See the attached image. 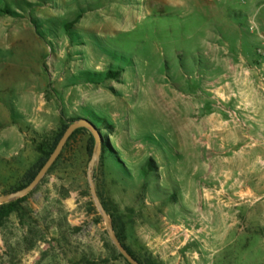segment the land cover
Instances as JSON below:
<instances>
[{"label":"rangeland","instance_id":"obj_1","mask_svg":"<svg viewBox=\"0 0 264 264\" xmlns=\"http://www.w3.org/2000/svg\"><path fill=\"white\" fill-rule=\"evenodd\" d=\"M0 8V197L85 117L105 158L96 189L136 257L264 264V0ZM81 128L32 191L3 203L0 264H129L93 198L97 142Z\"/></svg>","mask_w":264,"mask_h":264},{"label":"water","instance_id":"obj_2","mask_svg":"<svg viewBox=\"0 0 264 264\" xmlns=\"http://www.w3.org/2000/svg\"><path fill=\"white\" fill-rule=\"evenodd\" d=\"M91 127L94 133L95 140L97 142L96 150L90 160L89 163V169H88V179L91 186V192L93 195V198L95 200L96 205L98 206L100 212L102 213L105 223L107 225V228L110 232V236L119 249V251L123 254V256L131 263V264H142L139 260H137L124 246L120 238L118 237L114 225L112 223L111 217L106 210L104 204L101 201V198L98 194V191L96 189V183L93 176V171L95 168V165L100 161L101 158V151H102V145H101V135L98 130V128L95 126V124L89 120L88 118H82L79 119L71 124L68 125L66 130L64 131L63 135L61 136L57 146L49 156V158L46 160V162L43 164V166L38 171L35 178L24 188H21L17 191L11 192L3 197H0V204L9 202L16 198H21L25 195H27L30 191H32L43 179V177L47 174L49 169L52 167V165L56 162V160L59 158L62 150L64 149L66 143L68 142L69 138L72 136V134L81 127Z\"/></svg>","mask_w":264,"mask_h":264},{"label":"trees","instance_id":"obj_3","mask_svg":"<svg viewBox=\"0 0 264 264\" xmlns=\"http://www.w3.org/2000/svg\"><path fill=\"white\" fill-rule=\"evenodd\" d=\"M5 9V10H4ZM5 11H7V8H0V12H5ZM82 118H85V117H80L79 119H82ZM77 119H73V120H71L69 123H65V124H63V126H62V128L60 129V131L57 133V135L55 136V138H54V140H53V143H52V145H51V148H50V150L47 152V157H45V158H43L40 162H38L37 164H36V166H35V168H32V169H30L27 173H26V175H25V178H26V185H24V186H27L34 178H35V176L37 175V173H38V171L40 170V168L43 166V164L46 162V160L49 158V156L51 155V153L53 152V150L55 149V147L57 146V144H58V142H59V140H60V138H61V136L63 135V133H64V131L66 130V128L68 127V125L69 124H71V123H73V122H75ZM94 123V122H93ZM95 124V123H94ZM82 129L83 128H79V129H77L73 134H72V136L69 138V140H68V142L66 143V145H65V147H64V149L66 148V146L68 145V143H69V141L77 134V133H79L80 131H82ZM94 139L92 138V141H93ZM91 149V148H90ZM61 155H62V153H61ZM61 155L59 156V158L61 157ZM59 158H58V160H59ZM105 158H104V154H101V160L103 161ZM56 163V162H55ZM99 194V193H98ZM99 196H100V194H99ZM21 199H23V198H21ZM104 204V203H103ZM105 206V205H104ZM4 207H5V204H2V205H0V228L2 227V225H3V218L5 217V215H6V210H4ZM105 208H106V210L108 211V209H107V207L105 206ZM114 228H115V230H116V233H117V235H118V237L120 238V240L122 241V243L124 244V246L128 249V251L137 259V260H139L142 264H147V263H145V262H143L142 260H140L138 257H136V255L133 253V251L131 250V248L128 246V245H126L125 244V242H124V237H123V235L121 234V232H119L118 230H117V226L115 225V223H114ZM122 255V254H121ZM129 264H131L130 262H129Z\"/></svg>","mask_w":264,"mask_h":264},{"label":"built area","instance_id":"obj_4","mask_svg":"<svg viewBox=\"0 0 264 264\" xmlns=\"http://www.w3.org/2000/svg\"><path fill=\"white\" fill-rule=\"evenodd\" d=\"M257 52H258L262 57H264V45L261 46V47H259V48L257 49Z\"/></svg>","mask_w":264,"mask_h":264},{"label":"crops","instance_id":"obj_5","mask_svg":"<svg viewBox=\"0 0 264 264\" xmlns=\"http://www.w3.org/2000/svg\"><path fill=\"white\" fill-rule=\"evenodd\" d=\"M260 66H261V68H263V70H264V63H261V64H259ZM257 108V107H256ZM258 110L259 111H264V105L263 106H261L260 108H258Z\"/></svg>","mask_w":264,"mask_h":264},{"label":"bare ground","instance_id":"obj_6","mask_svg":"<svg viewBox=\"0 0 264 264\" xmlns=\"http://www.w3.org/2000/svg\"><path fill=\"white\" fill-rule=\"evenodd\" d=\"M175 99H176V98H175ZM176 101H177V99H176ZM176 101H175V102H176ZM169 103H171V104H172V106H171V107L175 106V105H174V104H175V103H174V100H171ZM177 103H178V102H177Z\"/></svg>","mask_w":264,"mask_h":264}]
</instances>
